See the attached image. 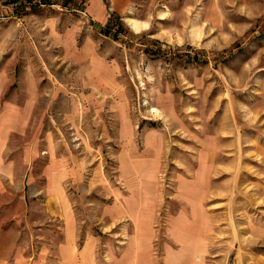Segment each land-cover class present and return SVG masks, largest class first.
Segmentation results:
<instances>
[{"label":"rangeland","instance_id":"1","mask_svg":"<svg viewBox=\"0 0 264 264\" xmlns=\"http://www.w3.org/2000/svg\"><path fill=\"white\" fill-rule=\"evenodd\" d=\"M260 254L264 0H0V264Z\"/></svg>","mask_w":264,"mask_h":264},{"label":"crops","instance_id":"2","mask_svg":"<svg viewBox=\"0 0 264 264\" xmlns=\"http://www.w3.org/2000/svg\"><path fill=\"white\" fill-rule=\"evenodd\" d=\"M109 21H110V20H109ZM109 21H108V22H109ZM122 216H123L122 209H121V207L118 205V206H117V211H116L115 215L111 218V220H113L114 222H115V221L117 222L120 218H122ZM137 233H138V232L134 233L132 236L135 237L136 235H139V234H137ZM136 237L139 238V236H136ZM133 239H135V238H133ZM136 243H137L136 240H132V242L130 243V246H126V249H125V250H126L127 252H129V255H130V254H132V255H134V254H138V253H140L141 251H144L145 254H146L147 252L149 253V250L147 251V247L142 248L139 244H138V246H136ZM137 249H138V250H137ZM148 249H149V248H148ZM136 251H137V252H136ZM84 254L87 255V247L84 249ZM136 256H137V255H136ZM132 260H133V259L129 260L128 262H131L130 264H134ZM125 261H127L126 258H125ZM135 262H137V261H135ZM123 263H126V262H123ZM82 264H88L87 260H86V259L82 260ZM115 264H122V262H120V259H119V261L117 260ZM126 264H127V263H126ZM136 264H138V263H136ZM254 264H264V254H260V255H258V256L256 257V260H255Z\"/></svg>","mask_w":264,"mask_h":264},{"label":"bare ground","instance_id":"3","mask_svg":"<svg viewBox=\"0 0 264 264\" xmlns=\"http://www.w3.org/2000/svg\"><path fill=\"white\" fill-rule=\"evenodd\" d=\"M132 24H133V26H134L135 28H138V27H139V25H138V22H137V21H133V22H132Z\"/></svg>","mask_w":264,"mask_h":264},{"label":"trees","instance_id":"4","mask_svg":"<svg viewBox=\"0 0 264 264\" xmlns=\"http://www.w3.org/2000/svg\"><path fill=\"white\" fill-rule=\"evenodd\" d=\"M111 24H112V23H111V20H110V21L108 22V24H107L106 27H107L108 29H110V27H112ZM113 25H114V24H113Z\"/></svg>","mask_w":264,"mask_h":264}]
</instances>
